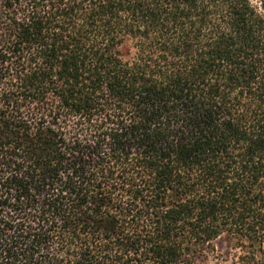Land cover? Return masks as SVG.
<instances>
[{"label":"trees","instance_id":"1","mask_svg":"<svg viewBox=\"0 0 264 264\" xmlns=\"http://www.w3.org/2000/svg\"><path fill=\"white\" fill-rule=\"evenodd\" d=\"M222 237L264 264V0H0V264Z\"/></svg>","mask_w":264,"mask_h":264},{"label":"rangeland","instance_id":"2","mask_svg":"<svg viewBox=\"0 0 264 264\" xmlns=\"http://www.w3.org/2000/svg\"><path fill=\"white\" fill-rule=\"evenodd\" d=\"M229 246L230 245L224 237L216 240L215 251L209 254L208 258L203 264H229L230 260H225L227 259L226 251H232L230 250Z\"/></svg>","mask_w":264,"mask_h":264}]
</instances>
